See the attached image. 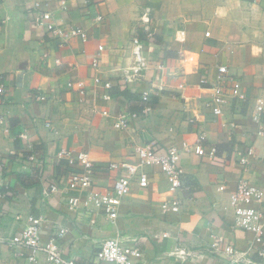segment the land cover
I'll use <instances>...</instances> for the list:
<instances>
[{
  "label": "crops",
  "instance_id": "crops-1",
  "mask_svg": "<svg viewBox=\"0 0 264 264\" xmlns=\"http://www.w3.org/2000/svg\"><path fill=\"white\" fill-rule=\"evenodd\" d=\"M36 1L41 3L38 9ZM59 2L0 0V76L8 89L0 94L3 236L19 232L30 216L42 214V244L65 229L58 238L61 249L82 263L89 262L103 239L118 234L141 246L138 264H228L212 252V233L239 249H247L253 235L234 224L222 201L241 177L264 188V115L262 121L255 118L256 101L264 97V0ZM148 8L154 30L150 39L141 20ZM47 11L58 25L83 27L88 41L75 37L62 45L48 26H36V13ZM135 37L140 39V64ZM99 45L104 46L100 75L113 89L129 90L130 95L103 98L106 90L95 84L92 67ZM221 65L228 67L223 84L229 101L224 114L216 116L206 103ZM79 81L87 87L83 100L69 86ZM146 91L152 110L138 113L129 128H116L121 110L149 105L136 100ZM202 133L204 144L218 151L215 156L183 152L187 186L179 193L183 205L178 213L162 210L170 192L159 164L146 168L147 187L133 185L115 222L68 210L65 192L44 195L48 183L67 172L60 157L63 148L74 155L87 150L105 167L137 162V145L151 144L164 153L184 141L193 144ZM250 146L255 154L242 164L240 156ZM31 154L36 160L26 161ZM117 174L100 171L98 187L111 190ZM222 183L227 185L224 192L218 189ZM253 260L264 264L259 255ZM0 264H49L47 250L32 263L0 243Z\"/></svg>",
  "mask_w": 264,
  "mask_h": 264
},
{
  "label": "built area",
  "instance_id": "built-area-1",
  "mask_svg": "<svg viewBox=\"0 0 264 264\" xmlns=\"http://www.w3.org/2000/svg\"><path fill=\"white\" fill-rule=\"evenodd\" d=\"M49 2L50 0H44ZM61 6H66L67 0H60ZM40 2L34 3V8L38 9ZM102 16H98L100 20ZM53 16L50 12L36 13L34 16V24L36 26H48L52 34L61 39L62 45H65L70 39L79 37L83 42L88 41V32L80 26H64L58 25L52 21ZM143 29L148 39L153 38L154 30L152 28L150 9L142 15ZM206 36H210L211 32L207 31ZM137 45L135 54L140 64L143 58L140 56L138 37L134 38ZM104 50L103 45L98 46V53L92 59V67L96 74L93 76L96 85H101L106 92L104 99H111V89L113 83L110 80L103 79L100 75V54ZM138 70V69H137ZM136 70V71H137ZM228 67L221 65L218 68L216 80L211 85V99L206 103V107L216 116H221L225 112V107L229 101L228 93L223 84L226 79ZM70 82V87H76V91L80 100L87 95V87L84 81L76 83ZM181 87L184 86L182 83ZM8 89L6 83L0 76V94H7ZM150 92L143 94V100L149 101ZM245 98L244 95H241ZM40 99H46L41 95ZM152 110L150 105H145L142 114H146ZM104 115L109 112L104 110ZM264 115V97H260L256 101L255 118L262 119ZM139 117L134 111L121 110L116 117L114 126L118 129H127L131 125L132 120ZM3 120V118H0ZM262 121V120H261ZM234 126V122H230ZM207 137L204 133L200 134L197 140L190 144L186 141L182 146H171L164 153H157L151 144L137 145L135 154L138 161L131 162H110L107 166L96 163L91 153L87 150L79 151L77 155L68 148H63L60 152L61 159L66 161L67 172L60 176L57 180L48 183L44 190V195L49 196L59 192L67 194V209L75 212H84L89 216L96 218L98 216L105 217L111 222H115L119 216V208L123 199L130 194L133 185L136 183L140 187H147L149 184V174L147 167L159 164L161 171L165 174L168 182V190L170 197L164 200L162 210L165 213L180 212L183 199L179 195L180 191L187 186V173L182 164L183 152H194L200 156H215L217 154L216 146H206L204 142ZM255 154L253 146L248 147L240 156V162L246 164L249 158ZM34 155H28V162L35 161ZM4 167L3 161H0V170ZM104 170H114L118 174L114 177L113 187L111 190H102L98 187V173ZM2 180L0 176V181ZM227 185L222 183L218 186L219 191L224 192ZM224 212L230 213L233 222L237 227L252 233L253 238L247 249H239L231 243L226 242L225 236L212 233L210 248L212 252L219 256H224L229 260L228 264H258L253 260V256L259 255L264 259V188L251 183L246 177H241L236 185L235 190L230 192L227 198L222 201ZM2 212L0 211V216ZM45 217L41 214L38 216H30L24 227L19 232L11 234L5 238L0 231V243H5L9 247L14 248L16 253L26 256L30 262L37 263L40 260L44 249L47 250V261L49 264H138L143 258V250L138 244H134L129 238L122 235H114L103 239L98 249L94 252L89 262L82 263L72 256L64 254L58 242L59 237H63L65 229H61L57 235L51 237L46 245L42 244V227ZM18 251V252H17ZM183 252V251H182ZM184 257V254L182 255Z\"/></svg>",
  "mask_w": 264,
  "mask_h": 264
},
{
  "label": "trees",
  "instance_id": "trees-1",
  "mask_svg": "<svg viewBox=\"0 0 264 264\" xmlns=\"http://www.w3.org/2000/svg\"><path fill=\"white\" fill-rule=\"evenodd\" d=\"M130 93L131 92H129V90H123V91H119V90H115V89H111V94H118V95H120V94H123V95H130ZM137 97V99L136 100H143V96H141V98L140 97H138V96H136ZM144 101V100H143ZM145 102V101H144ZM147 104H149V105H151L149 102H146ZM143 108H144V105H142L140 108H137V110L136 109H133L132 111H134V112H137V113H141L142 112V110H143ZM141 110V111H140ZM22 176L20 175V178H21Z\"/></svg>",
  "mask_w": 264,
  "mask_h": 264
}]
</instances>
